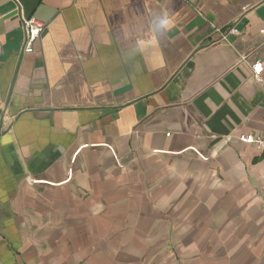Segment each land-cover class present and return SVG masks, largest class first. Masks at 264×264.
Segmentation results:
<instances>
[{
  "label": "crops",
  "instance_id": "obj_1",
  "mask_svg": "<svg viewBox=\"0 0 264 264\" xmlns=\"http://www.w3.org/2000/svg\"><path fill=\"white\" fill-rule=\"evenodd\" d=\"M256 62L264 0H0V264H264Z\"/></svg>",
  "mask_w": 264,
  "mask_h": 264
},
{
  "label": "built area",
  "instance_id": "obj_2",
  "mask_svg": "<svg viewBox=\"0 0 264 264\" xmlns=\"http://www.w3.org/2000/svg\"><path fill=\"white\" fill-rule=\"evenodd\" d=\"M22 29H23V46H22V53L23 54H30L33 52V46L35 42L41 37L42 33L44 32V24L38 21L37 19L30 17V18H21ZM216 32L219 33L221 39H226L229 35H236L237 30L235 28H229L225 31L217 30ZM251 73L254 77V80L262 87L264 91V80L262 78L263 74V67L261 63L256 62L250 66ZM262 124L264 127V118L262 119ZM240 143L245 145H252L259 152L264 154V134L261 136H252V135H241L238 137ZM202 159H206L200 156ZM115 158V157H114Z\"/></svg>",
  "mask_w": 264,
  "mask_h": 264
},
{
  "label": "rangeland",
  "instance_id": "obj_3",
  "mask_svg": "<svg viewBox=\"0 0 264 264\" xmlns=\"http://www.w3.org/2000/svg\"><path fill=\"white\" fill-rule=\"evenodd\" d=\"M115 161H116V162H117V164L119 165V161H118V159H117V160L115 159Z\"/></svg>",
  "mask_w": 264,
  "mask_h": 264
}]
</instances>
